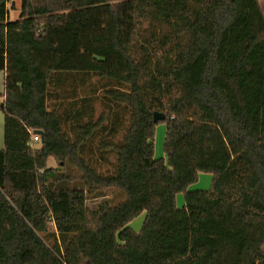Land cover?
<instances>
[{
  "label": "trees",
  "instance_id": "16d2710c",
  "mask_svg": "<svg viewBox=\"0 0 264 264\" xmlns=\"http://www.w3.org/2000/svg\"><path fill=\"white\" fill-rule=\"evenodd\" d=\"M9 2L0 264H264L260 1ZM104 189L124 197L90 207Z\"/></svg>",
  "mask_w": 264,
  "mask_h": 264
},
{
  "label": "rangeland",
  "instance_id": "374dc122",
  "mask_svg": "<svg viewBox=\"0 0 264 264\" xmlns=\"http://www.w3.org/2000/svg\"><path fill=\"white\" fill-rule=\"evenodd\" d=\"M10 7L13 8V4H21V0H10ZM20 15V9L16 12V13H12V19L15 20L17 18H19ZM97 104V110L99 107V110L102 109L101 107V103H98V101L96 102ZM98 113V111H97ZM166 124L164 122L159 123L157 125L156 128V135H155V154L156 157H166V153H165V135H166ZM122 136V135H121ZM36 147L39 148L41 147V144H36ZM54 166H57L56 163H54ZM108 168H111L108 164L104 165V172H108ZM112 169H110L111 171ZM69 174L73 175L74 177L77 178V183H79V185H81V179H80V172L78 171L77 168L75 167H71L69 169ZM212 179L213 176L212 174L209 173H205V172H201L200 173V179L197 183H195L194 185H192L190 187V190H206L209 189L211 187L212 184ZM76 181L73 183L75 184ZM104 195L103 196H98L99 193L96 192L95 194L97 195L96 197H90L88 200V204L90 207L94 208L97 207L98 204L103 201V200H108V202L110 204H116L117 202H119L121 199H123L124 195L117 189H104L103 190ZM185 203V195L183 193L178 195V205L182 206ZM146 217V212L144 211L143 213H141L139 216H137L136 218H134L131 222H130V226H132L136 231H140L141 227L143 225V222L145 220Z\"/></svg>",
  "mask_w": 264,
  "mask_h": 264
},
{
  "label": "crops",
  "instance_id": "0c3cea01",
  "mask_svg": "<svg viewBox=\"0 0 264 264\" xmlns=\"http://www.w3.org/2000/svg\"><path fill=\"white\" fill-rule=\"evenodd\" d=\"M260 4L262 6V9L264 11V0H259ZM9 6V17L11 20L12 19V13H16L20 8L21 4H13V8L10 7V3L8 4ZM5 100V70H0V101ZM5 146V115L1 107L0 103V149L4 148Z\"/></svg>",
  "mask_w": 264,
  "mask_h": 264
},
{
  "label": "water",
  "instance_id": "95a60500",
  "mask_svg": "<svg viewBox=\"0 0 264 264\" xmlns=\"http://www.w3.org/2000/svg\"><path fill=\"white\" fill-rule=\"evenodd\" d=\"M165 116L163 113H160V112H156L155 113V120L158 121L160 119H163ZM36 133L40 134L41 135V139H42V143H44V140H45V132L43 129H36L35 130Z\"/></svg>",
  "mask_w": 264,
  "mask_h": 264
},
{
  "label": "built area",
  "instance_id": "2783aa9c",
  "mask_svg": "<svg viewBox=\"0 0 264 264\" xmlns=\"http://www.w3.org/2000/svg\"><path fill=\"white\" fill-rule=\"evenodd\" d=\"M40 142H41V135L35 132L32 140H31V143H32V145H36Z\"/></svg>",
  "mask_w": 264,
  "mask_h": 264
}]
</instances>
